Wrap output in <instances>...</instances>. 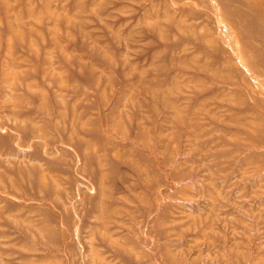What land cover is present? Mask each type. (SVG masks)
<instances>
[{
	"label": "rangeland",
	"instance_id": "374dc122",
	"mask_svg": "<svg viewBox=\"0 0 264 264\" xmlns=\"http://www.w3.org/2000/svg\"><path fill=\"white\" fill-rule=\"evenodd\" d=\"M0 264H264V0H0Z\"/></svg>",
	"mask_w": 264,
	"mask_h": 264
}]
</instances>
